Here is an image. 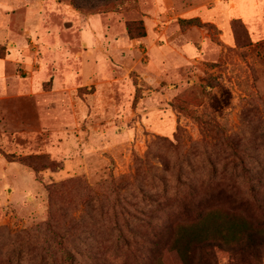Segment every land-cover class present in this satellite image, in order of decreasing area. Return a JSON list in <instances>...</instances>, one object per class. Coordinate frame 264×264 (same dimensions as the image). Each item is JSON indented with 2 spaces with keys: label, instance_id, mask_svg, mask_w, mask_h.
<instances>
[{
  "label": "rangeland",
  "instance_id": "374dc122",
  "mask_svg": "<svg viewBox=\"0 0 264 264\" xmlns=\"http://www.w3.org/2000/svg\"><path fill=\"white\" fill-rule=\"evenodd\" d=\"M230 2L0 0V264H182L198 213L264 221V0Z\"/></svg>",
  "mask_w": 264,
  "mask_h": 264
},
{
  "label": "trees",
  "instance_id": "16d2710c",
  "mask_svg": "<svg viewBox=\"0 0 264 264\" xmlns=\"http://www.w3.org/2000/svg\"><path fill=\"white\" fill-rule=\"evenodd\" d=\"M130 34V27L127 28ZM140 33L138 36H142ZM192 221L176 226L170 249L182 264H193L195 251L207 253L195 264H211V247L231 253L233 264H258L264 256V221L251 218V213L210 208L198 213ZM263 227H261V226ZM215 264V261H214Z\"/></svg>",
  "mask_w": 264,
  "mask_h": 264
},
{
  "label": "crops",
  "instance_id": "0c3cea01",
  "mask_svg": "<svg viewBox=\"0 0 264 264\" xmlns=\"http://www.w3.org/2000/svg\"><path fill=\"white\" fill-rule=\"evenodd\" d=\"M246 1V0H245ZM248 1V3H249V0H247ZM236 2H238V0H231V2L229 3V5H228V16H230V17H238V16H241V15H239V14H232V13H230L229 12V10H230V8H233V7H235L236 6ZM251 9L253 10V15H252V19L251 20H253L254 19V17L257 15L256 13V11H257V9H259V0H251Z\"/></svg>",
  "mask_w": 264,
  "mask_h": 264
}]
</instances>
